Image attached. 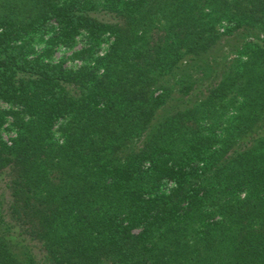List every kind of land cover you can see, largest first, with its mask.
Returning a JSON list of instances; mask_svg holds the SVG:
<instances>
[{
  "label": "trees",
  "instance_id": "1",
  "mask_svg": "<svg viewBox=\"0 0 264 264\" xmlns=\"http://www.w3.org/2000/svg\"><path fill=\"white\" fill-rule=\"evenodd\" d=\"M0 102V264H264V0H0Z\"/></svg>",
  "mask_w": 264,
  "mask_h": 264
},
{
  "label": "rangeland",
  "instance_id": "2",
  "mask_svg": "<svg viewBox=\"0 0 264 264\" xmlns=\"http://www.w3.org/2000/svg\"><path fill=\"white\" fill-rule=\"evenodd\" d=\"M100 18H106L103 14H97ZM54 27L49 32L44 33H38L33 35V38L30 40L29 37H25L22 40H20L18 43H25L27 45V49L29 50L30 57H38L42 56L44 60L51 61L53 63H64V66L71 69H77L82 65V61L77 58L76 53L80 51L81 49L87 47L89 45V39L84 34L81 33L77 35L72 43L66 44V43H58L55 46H53L52 53L50 56L46 55L45 50L49 48L48 41L51 39V37L58 33L59 30L54 24ZM223 30V29H222ZM111 42V39L106 36L104 41L100 44V49L98 50L99 54H103L105 50L108 48L109 43ZM223 42H228L225 38ZM0 108L10 109V105L6 102H0ZM12 118H8V121L4 125V132H3V138L4 140L8 141L11 137L14 136V133L11 127ZM60 133L57 132L56 136H59ZM10 199L9 191L5 188V182L3 179H0V200H4L6 203H8ZM35 251L41 256V253L39 252L38 247L35 248Z\"/></svg>",
  "mask_w": 264,
  "mask_h": 264
}]
</instances>
